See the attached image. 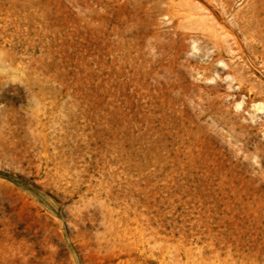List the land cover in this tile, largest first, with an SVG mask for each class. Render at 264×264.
<instances>
[{
    "label": "rangeland",
    "instance_id": "obj_1",
    "mask_svg": "<svg viewBox=\"0 0 264 264\" xmlns=\"http://www.w3.org/2000/svg\"><path fill=\"white\" fill-rule=\"evenodd\" d=\"M243 17L264 0H0V264H264Z\"/></svg>",
    "mask_w": 264,
    "mask_h": 264
},
{
    "label": "bare ground",
    "instance_id": "obj_2",
    "mask_svg": "<svg viewBox=\"0 0 264 264\" xmlns=\"http://www.w3.org/2000/svg\"><path fill=\"white\" fill-rule=\"evenodd\" d=\"M237 23H239V28H240V31H241V33L243 35L244 40H246L247 38H250V42L246 46L247 49H248V51H249V53H250V55H252L256 59H261L262 61H264V51H262L261 53H258L257 48H256V46L258 44L262 45L263 48H264V26L263 27H258L256 25H254L252 23V20H251L250 17L249 18L243 17L242 19H238V22ZM218 27H219V29L221 31H220V36H219L218 40L215 42V44H216V46L218 48H221V46L223 45V43H225V40L227 38H229V36H227L229 34L225 30L222 31L223 27L222 28H220V26H218ZM224 46H226V45L224 44ZM229 47H230V45H229Z\"/></svg>",
    "mask_w": 264,
    "mask_h": 264
}]
</instances>
